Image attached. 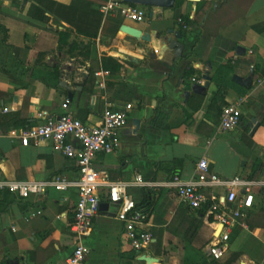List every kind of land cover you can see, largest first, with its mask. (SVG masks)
Returning <instances> with one entry per match:
<instances>
[{
    "label": "crops",
    "instance_id": "0c3cea01",
    "mask_svg": "<svg viewBox=\"0 0 264 264\" xmlns=\"http://www.w3.org/2000/svg\"><path fill=\"white\" fill-rule=\"evenodd\" d=\"M104 2L0 0L3 175L14 180L43 181L57 175L71 181L79 178L76 161L54 150L50 143L23 146L8 135L12 129L37 124L41 110L52 116L62 114L66 99L74 116L93 123L101 121L108 106L133 105L120 132L118 151L98 153L94 160L111 181H133L142 174L149 182L164 183L174 173L188 181L202 158L224 178H247L258 161L264 173V31L255 30L264 23V0H184L180 11L191 21L185 30L175 6L141 5L147 16L136 22L104 14ZM37 6L45 10L47 23L35 17ZM117 19H122V24ZM123 24L150 34L151 40L126 33L121 29ZM168 38L184 43V52L187 44L193 43L195 55L184 58V52L178 56L174 49H165ZM237 45L245 52L238 53ZM13 47L25 50L21 60ZM38 53L44 56L37 63ZM228 61L229 71L217 82L218 68ZM158 62L173 71L153 66ZM189 69L195 74H186ZM251 69V87L234 80L235 74L247 78ZM56 70L59 79L54 76ZM106 70L109 73L103 77L96 75ZM92 72L95 80L86 84ZM204 73L210 76V85L205 91H195L196 84H205ZM102 80L104 85H100ZM199 96H203L202 102ZM231 103L240 104L242 119L236 128L223 130L222 110ZM4 107L10 112L4 113ZM15 115L27 123L16 126L11 119ZM253 117L260 122L254 134L250 129ZM180 160L183 162H175ZM147 188L130 186L137 204L145 200ZM150 188L157 192V199L143 228L152 233L151 244L141 251L131 248L124 224L117 218L119 207L108 201L107 187H102L104 205L84 239L90 251L82 264H230L236 254L232 264H264V228L235 225L224 258L213 259L206 246L219 231L217 220L182 203L173 188ZM215 191L225 194L223 188ZM78 196L75 186L50 188L28 198L0 193V264L65 263L75 247L71 223ZM254 199L251 213L264 208V184L254 187ZM143 256L153 259L142 260Z\"/></svg>",
    "mask_w": 264,
    "mask_h": 264
},
{
    "label": "built area",
    "instance_id": "2783aa9c",
    "mask_svg": "<svg viewBox=\"0 0 264 264\" xmlns=\"http://www.w3.org/2000/svg\"><path fill=\"white\" fill-rule=\"evenodd\" d=\"M101 11L106 15H117L136 22L144 21L147 16V10L143 6L127 3L124 0H106L101 5ZM179 21L184 28H188L189 25L182 19ZM108 73L109 71L106 70L96 72V75L103 77ZM104 84L102 80L100 85ZM69 103L70 100L66 99L62 105L65 111L58 116L50 115L47 110L39 111L37 117L40 121L37 124L19 130L12 129L8 135L19 139L23 146L40 145L42 142L50 143L54 150L76 161L79 168L77 180H68L63 175L43 181L14 180L3 175L0 165V193L28 198L33 194H44L50 188L57 190H67L74 186L78 188L76 212L71 223L75 247L62 264H82L89 253L90 250L84 243V239L90 233L94 219L100 212L102 187H107L108 201L119 207L117 218L124 224V232L131 248L141 251L151 244L153 235L143 228L149 213L138 208L137 202L129 191L132 185L148 188L168 186L175 189L182 203L188 204L192 209H201L207 215L211 214L220 224V228L207 244L206 251L213 259L224 258L232 228L239 223L247 225L239 220L244 219L253 208L254 187L263 185L264 181L251 180L242 176L224 178L211 169L206 158L199 160L195 175L188 181L175 175L164 183L149 182L142 174H138L133 181H111L107 171L98 169L94 160L98 153L118 151L122 142L120 132L128 123V115L133 105L108 106L103 110L101 121L93 123L74 116L68 110ZM10 110L9 107H4L2 111L7 113ZM241 119L240 104L231 103L223 107L220 126L223 130H232L240 124ZM218 188L225 189V194L217 193L215 190Z\"/></svg>",
    "mask_w": 264,
    "mask_h": 264
},
{
    "label": "trees",
    "instance_id": "16d2710c",
    "mask_svg": "<svg viewBox=\"0 0 264 264\" xmlns=\"http://www.w3.org/2000/svg\"><path fill=\"white\" fill-rule=\"evenodd\" d=\"M183 2H184V0H176L175 9L177 10V14H178L177 15V17H178L177 19L178 20L182 19L184 21V23L189 25V23H191L189 17H184L181 14V11H180ZM204 4L205 3L200 4L199 7H198V10H200L202 8V6H204ZM36 9H37V13L35 11V13H34L35 17L38 18V19H41L43 22L47 23L49 21V17L45 14V10L43 8L38 7V6H37ZM211 16H212V14L209 15L208 22L211 19ZM117 21H118L119 24H122V22H123L122 19L121 20L117 19ZM208 22H207V24H208ZM182 28H183V25H182ZM183 29L185 30V28H183ZM255 30L258 31V32H263L264 31V23H261L260 25H257L255 27ZM13 49L16 52V54L20 55V60H21V53L25 52V50L21 49L19 47H13ZM194 55H195V45L193 43L192 44L188 43L183 57L184 58H189V57L194 56ZM41 56L43 57L44 54L43 53H41V54L38 53L37 54V57H36V62L37 63H38V60L42 61ZM43 65H44V63H43ZM228 65L231 66L229 61L227 62V64H222L218 68V70H217V72L215 74V79L217 80V82H219L220 76H222L224 73L229 71ZM153 66H158L159 68L165 69L168 72H172L173 71L172 67L166 66L162 62H158L157 65L155 63H153ZM106 69H109V68H106ZM186 74L193 75V74H195V70L189 69V70L186 71ZM54 76H55L56 79H59V77H60L59 71L56 70ZM93 80H95V72H92L89 75V77L86 79V84L89 83V82H92ZM222 94H224V92ZM202 97L199 96V100L201 102H202V99H203ZM6 118H9L8 115H7ZM11 119H12V122L16 126H18V125L19 126H23L24 124L27 123V122H25V120H21V118H20V120H18V116L17 115H15ZM263 123H264V120H263ZM175 162H183V161L180 160V161H175ZM260 165H261V161H258L257 164L252 168V171L250 172V174L247 176L248 179L259 180L264 175L263 169L260 168ZM175 175H176V173L173 174V177ZM156 199H157V192H153V190L151 188H149V189L147 188L146 189V198H145V200L142 203L137 204V206H138V208L144 210L145 212H151L153 210L154 206H155ZM209 217L213 218V216L211 214L209 215ZM239 221L240 222H245L250 227L251 230H257L259 228H264V208L260 209L257 213L249 212L244 219L242 218V220H239ZM237 255H239V254H236V255L232 256L231 260H229L230 264H232L235 260H237Z\"/></svg>",
    "mask_w": 264,
    "mask_h": 264
},
{
    "label": "water",
    "instance_id": "95a60500",
    "mask_svg": "<svg viewBox=\"0 0 264 264\" xmlns=\"http://www.w3.org/2000/svg\"><path fill=\"white\" fill-rule=\"evenodd\" d=\"M24 2H26L27 0H23ZM127 3H132V4H138V5H150V6H160V7H174L175 6V2L176 0H124ZM121 29L123 31H125L126 33L135 36L137 38H141L145 41H150L151 40V35L150 34H144L141 30H139L138 28H135L133 26H130L128 24H123L121 26ZM181 33L178 32L177 36H180ZM184 43H182L181 41L177 40V39H172V38H168L165 49H174L176 54L178 56H182L183 52H184ZM236 50L238 53L241 52H245V48L241 45H237ZM234 80H236L237 82H241L242 84L251 87L253 84V69H251V73L247 78H242L241 76L235 74L234 76ZM203 78L205 80V84L204 85H198L196 84L194 86V90L195 91H205L207 89V87L210 85V76L207 73L203 74ZM61 85L67 87L68 89H71V86L68 85L65 81H61L60 82ZM81 89V88H79ZM73 93L69 92V97L72 98ZM135 125L137 127V129L140 126V122L139 120H135ZM260 126V122L258 121V119L256 117H253L250 123V129H251V133L254 134V132L257 130V128ZM104 204H101V208ZM142 260H149V259H153V258H149L146 256L141 257Z\"/></svg>",
    "mask_w": 264,
    "mask_h": 264
}]
</instances>
